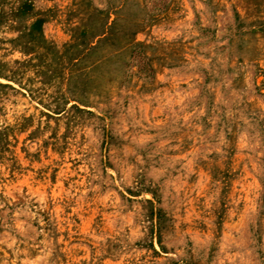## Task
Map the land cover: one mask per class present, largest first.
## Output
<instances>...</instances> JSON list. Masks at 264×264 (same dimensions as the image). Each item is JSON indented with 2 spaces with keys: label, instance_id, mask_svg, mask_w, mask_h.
<instances>
[{
  "label": "rangeland",
  "instance_id": "rangeland-1",
  "mask_svg": "<svg viewBox=\"0 0 264 264\" xmlns=\"http://www.w3.org/2000/svg\"><path fill=\"white\" fill-rule=\"evenodd\" d=\"M0 264H264V0H0Z\"/></svg>",
  "mask_w": 264,
  "mask_h": 264
}]
</instances>
